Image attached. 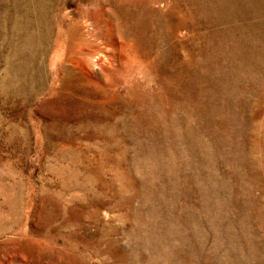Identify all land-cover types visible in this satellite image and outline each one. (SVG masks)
Listing matches in <instances>:
<instances>
[{"label": "rangeland", "instance_id": "374dc122", "mask_svg": "<svg viewBox=\"0 0 264 264\" xmlns=\"http://www.w3.org/2000/svg\"><path fill=\"white\" fill-rule=\"evenodd\" d=\"M0 264H264V0H0Z\"/></svg>", "mask_w": 264, "mask_h": 264}]
</instances>
